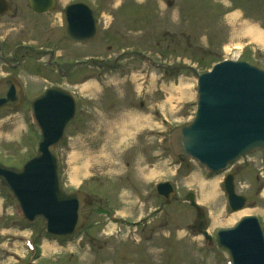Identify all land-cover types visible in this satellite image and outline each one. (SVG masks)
Wrapping results in <instances>:
<instances>
[{"label": "rangeland", "instance_id": "374dc122", "mask_svg": "<svg viewBox=\"0 0 264 264\" xmlns=\"http://www.w3.org/2000/svg\"><path fill=\"white\" fill-rule=\"evenodd\" d=\"M84 1L99 13L100 25L106 27L99 29L94 43L71 47L72 60L67 61L68 42L58 30L42 34L31 30L20 37L24 43L34 45L38 54L24 50L16 54L24 57L21 66L13 71L16 75L21 69L18 79L25 92L24 105L16 110L0 108V163L18 167L35 152L39 131L28 102L42 91L43 85L73 86L90 75L91 82L85 83L82 91L96 98L89 101L92 106L87 111L84 107L77 110L78 117L65 127L56 146L61 187L71 191L82 182L78 189L86 190L82 211L85 223L71 236L48 235L41 219L32 223L21 219L13 199L0 188V264H25L33 256L36 264H227L226 252L214 239L205 244V238L195 228L202 222L201 228L214 238L218 228L241 215L227 207L221 183L225 172L209 173L194 160L175 155L169 131L193 118L195 97L190 87L196 75L192 68L198 72L209 69L224 58L231 41L256 44L251 40V31L247 32L249 28L261 34V40L259 34L256 36L261 46L246 47L237 58L264 68V30L259 28L264 27V0ZM50 33L56 34L54 40L61 37L53 46L57 45L60 60L66 61L62 68H72V76L59 78L46 67L48 53L44 49L52 47ZM11 37L12 34L3 37L8 46L5 52L18 43L17 35ZM89 54L94 56L89 63L104 58L107 64L99 69L93 65L83 69V63L78 62L68 66L67 62ZM31 55L43 62L41 67L48 72L44 68L29 72ZM116 55L117 67L111 68L109 63ZM147 68L149 82L137 95L139 74ZM0 69L4 70L1 63ZM93 106L96 111L91 117ZM83 113L88 118L81 116ZM238 160L229 171L235 174L236 190L247 197L243 210L258 216L264 232L261 151L254 149ZM110 166L115 175L105 173ZM142 174L150 180L143 179ZM124 176L130 179L128 186L122 187L121 180L115 183ZM91 180H95L94 187L87 184ZM164 180L175 187L167 203L152 188L155 181ZM211 180L215 195L208 201L209 196L204 198L200 193L210 190ZM107 192L112 196L109 202ZM187 192H193L196 207L185 198ZM108 209L124 214L127 222L121 221L123 236L116 233L114 223L105 214ZM136 214L140 216L138 243L131 240L126 227ZM32 242L36 244L34 250L33 245L29 249Z\"/></svg>", "mask_w": 264, "mask_h": 264}, {"label": "water", "instance_id": "95a60500", "mask_svg": "<svg viewBox=\"0 0 264 264\" xmlns=\"http://www.w3.org/2000/svg\"><path fill=\"white\" fill-rule=\"evenodd\" d=\"M62 18L64 33L72 39L82 41L96 33V17L81 3L67 6ZM7 87H0V106L16 102L14 87ZM31 106L41 129L36 154L21 168L0 164V183L12 192L28 220L40 216L47 232L67 234L82 223L83 195L59 188L53 147L74 114V101L64 89L53 86ZM170 137L175 153L213 170L223 169L254 147L262 148L264 158V70L242 60L214 64L198 76L195 117L174 128ZM163 184V195L168 197L172 187L169 182ZM223 184L231 208L242 207L245 199L234 191L233 174L228 173ZM257 234L255 218L243 216L232 227L220 229L216 237L228 248L233 264H264V244Z\"/></svg>", "mask_w": 264, "mask_h": 264}, {"label": "flooded vegetation", "instance_id": "af4514ba", "mask_svg": "<svg viewBox=\"0 0 264 264\" xmlns=\"http://www.w3.org/2000/svg\"><path fill=\"white\" fill-rule=\"evenodd\" d=\"M56 3L57 0H54V5L51 10L36 12L30 8L27 0H0V10H2L0 13V36L3 39L0 51V63L4 66V70L0 69V79L8 77L14 84L18 82L21 69L16 75L13 71L17 70L21 66L24 57L22 54L16 56L17 52L24 50L25 52L31 51L38 54V50H34V45L24 43L20 37H23L25 33H28L31 30L39 32L43 29L42 26L53 30L55 26L52 19L57 18L55 10L59 9ZM9 34H12V39L15 35H17L19 42L15 45L12 44V50H7L5 52L8 46H6L7 39L5 40L3 37H7ZM39 52L43 53V51ZM28 58L31 60V70L35 68L36 71H40L42 63H39V59L32 55ZM55 64L56 67H59L57 62H55ZM18 93L19 100H21V98L24 97L25 92L20 88Z\"/></svg>", "mask_w": 264, "mask_h": 264}, {"label": "bare ground", "instance_id": "6f19581e", "mask_svg": "<svg viewBox=\"0 0 264 264\" xmlns=\"http://www.w3.org/2000/svg\"><path fill=\"white\" fill-rule=\"evenodd\" d=\"M248 31H251V33L253 34L251 37L253 38V39H255V40H259V39H257V37H258V35L257 34H259V37H260V40L262 39V37H261V34L259 33V32H257V31H254V30H251V28H249L248 30H247V32ZM255 33V34H254ZM257 36V37H256ZM236 46H238L237 47V49L238 48H240L239 47V45L237 44ZM228 49V48H227ZM226 49V50H227ZM214 182L213 181H210V190H208V192H203V194H204V197H207V196H214L215 194L214 193H212V191H213V189H214ZM202 186L204 185V183H202L201 184ZM214 194V195H213ZM210 198V197H209ZM243 212H245V210H240V211H238V212H236L235 214L236 215H239V214H241V213H243Z\"/></svg>", "mask_w": 264, "mask_h": 264}]
</instances>
